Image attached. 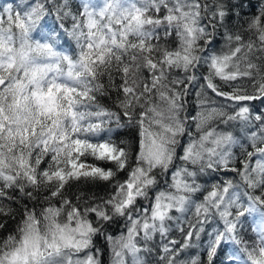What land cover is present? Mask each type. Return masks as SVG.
Here are the masks:
<instances>
[{
    "label": "snow or ice",
    "instance_id": "1",
    "mask_svg": "<svg viewBox=\"0 0 264 264\" xmlns=\"http://www.w3.org/2000/svg\"><path fill=\"white\" fill-rule=\"evenodd\" d=\"M258 211L264 0L0 8V264H264Z\"/></svg>",
    "mask_w": 264,
    "mask_h": 264
},
{
    "label": "trees",
    "instance_id": "2",
    "mask_svg": "<svg viewBox=\"0 0 264 264\" xmlns=\"http://www.w3.org/2000/svg\"><path fill=\"white\" fill-rule=\"evenodd\" d=\"M6 2H10V0H0V8H2ZM92 2L96 3V4H102L103 0H92ZM236 2H238V0H233V3H236ZM239 11L240 10L237 9V12H239ZM244 11L250 12V11H252V9L248 5H246ZM247 18H248L247 16L243 17L244 20H246ZM231 23L232 24H241L242 23L241 17L240 16L235 17L234 19H232ZM34 36H36L35 33H34ZM36 38H39V37L37 36ZM217 41H219V43H217ZM213 46H214V48H217V49L222 48L223 47V38L220 36H217L216 40L213 42ZM74 47H75V44L73 42L71 48L67 44H65L63 49H61V50L71 52L72 48H74ZM189 107H191V105ZM193 131H194V126H193ZM121 138L129 139L128 137H121ZM187 139H188L187 136L182 138V143H184ZM105 166H110V165H105ZM216 175L219 176L220 180L226 179V177H224L222 174H213L212 176H207L205 178L209 180V183L207 185H205L206 188H210L211 183L218 182L214 179V176H216ZM93 191H96L99 195L104 194L102 185L93 189ZM198 195H200L202 197V194H198ZM13 207H15V205H13ZM262 219H264V217L261 216V213L259 211L252 213L248 216V219L244 225V230L248 236H254L256 234L255 229H256L257 225L261 222ZM12 224H13L12 221H8L6 223V228L11 227ZM120 228H122V225L119 226V228L117 225H112V227L109 229V231L115 235H118ZM174 238L178 239L179 233H176ZM96 244L102 253V255H101L102 264H111L110 246L107 244V242L104 240L103 237H97ZM189 251H190L191 255H196V254L203 255V248L202 247L192 248Z\"/></svg>",
    "mask_w": 264,
    "mask_h": 264
}]
</instances>
